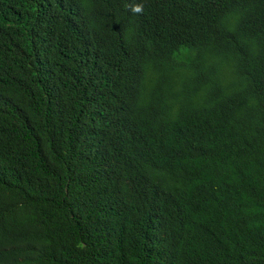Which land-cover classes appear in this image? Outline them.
<instances>
[{
  "label": "trees",
  "instance_id": "trees-1",
  "mask_svg": "<svg viewBox=\"0 0 264 264\" xmlns=\"http://www.w3.org/2000/svg\"><path fill=\"white\" fill-rule=\"evenodd\" d=\"M0 264H264V0H0Z\"/></svg>",
  "mask_w": 264,
  "mask_h": 264
},
{
  "label": "clouds",
  "instance_id": "clouds-1",
  "mask_svg": "<svg viewBox=\"0 0 264 264\" xmlns=\"http://www.w3.org/2000/svg\"><path fill=\"white\" fill-rule=\"evenodd\" d=\"M134 10L137 11V12L142 11V6H138Z\"/></svg>",
  "mask_w": 264,
  "mask_h": 264
}]
</instances>
